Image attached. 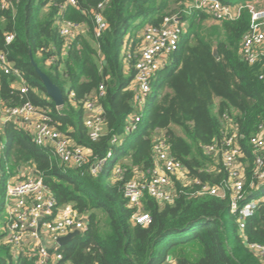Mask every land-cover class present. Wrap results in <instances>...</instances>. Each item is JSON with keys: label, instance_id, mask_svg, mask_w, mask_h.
<instances>
[{"label": "trees", "instance_id": "obj_1", "mask_svg": "<svg viewBox=\"0 0 264 264\" xmlns=\"http://www.w3.org/2000/svg\"><path fill=\"white\" fill-rule=\"evenodd\" d=\"M63 1L18 0L14 9L0 8V50L21 70L28 87L20 93L13 87L14 78L0 71V110L25 101L48 108L55 128L87 150V163L81 168L63 165L50 147L33 143L29 130L16 121H0V137L7 142L0 152L3 196L7 181L33 167L58 206L72 203L87 215L86 231L58 248L62 259L57 264H264L247 247L252 242L264 244V204L246 219V241L239 245L230 231L228 218L234 216L228 196H192L187 188L177 193L172 204L146 196L142 206L151 217L147 226L131 222L133 209L123 196L125 181L152 166L155 131L163 133L171 154L191 176L203 183L221 182L223 173L200 169L212 161L204 148L223 140L224 118L242 135L240 143L248 156L246 184L253 178L247 141L264 122V77H260L264 64L250 65L239 56L240 40L250 27L249 11L242 9L236 19L205 27L208 15L203 11L185 13L186 2L192 0H108L102 11L107 26L96 39L93 11L103 0H77L76 7H65L61 16L83 24L86 32L65 43L54 24ZM220 1L237 5L255 0ZM171 15L186 22L185 32L170 65L153 82L147 113L139 123L142 130L124 134L125 122L133 113L134 69L131 63L124 65L122 50L139 44L145 24L158 25ZM8 32L14 33L10 43L4 39ZM213 47L218 58L212 54ZM30 54L61 90L62 107L47 96ZM100 85L104 95L98 97ZM86 100L102 108L103 133L96 140L84 124ZM114 136L122 141L111 144ZM110 150L114 158L107 172L92 175L89 167ZM115 166L122 171L121 179ZM4 237L2 232L0 264H37L22 254L15 257Z\"/></svg>", "mask_w": 264, "mask_h": 264}, {"label": "built area", "instance_id": "obj_2", "mask_svg": "<svg viewBox=\"0 0 264 264\" xmlns=\"http://www.w3.org/2000/svg\"><path fill=\"white\" fill-rule=\"evenodd\" d=\"M108 0L97 4L93 11L94 37L97 39L106 29V21L102 11ZM18 0H0L1 9H14ZM256 1L229 5L220 0H192L186 12L201 10L217 22L233 20L239 17L242 9L250 13L249 30L242 36L239 44V56L246 63L264 64V6L257 7ZM77 0H64L59 5L55 18L57 33L65 40L71 41L76 35L86 30L83 24L62 18L65 7H76ZM178 15L166 16L158 25L145 24L139 35L137 46H126L122 50L124 65L131 63L134 75L130 88L133 91V113L127 118L124 134L139 129L144 106L149 103L152 85L158 73L171 63V55L176 51L186 22L180 21ZM13 32L5 34V42L10 43ZM52 58L47 61L51 63ZM0 71L14 78L13 87L20 93H26L28 87L21 70L8 60L7 54L0 50ZM261 78L264 75L260 76ZM98 97L104 95L103 85L99 86ZM73 93L69 95L72 97ZM147 106V105H146ZM84 124L92 140L98 139L103 133L102 108L93 101L83 103ZM3 122L16 121L19 126L29 130L33 143L37 146L50 147L55 157L66 166L83 167L87 163V155L83 147L76 146L58 131L52 124L48 108L37 107L29 101L3 109ZM223 140L204 148L207 155L212 156L211 163L206 164L200 172L207 174H224V179L217 184L203 183L190 175L185 165L171 154L169 145L162 132L153 134L152 166L140 171L136 177L125 181L123 196L129 207L133 209L130 220L134 224L147 226L151 217L143 211L142 200L148 196L160 204H172L177 193L185 188L190 195H212L218 198L228 196L230 213L238 225L241 238L244 234L245 221L257 208L264 204V122L258 125L257 132L251 135L247 145L251 151L253 178L246 184L245 168L248 156L242 148V135L234 125L224 118ZM120 138L112 137L110 143H119ZM0 137V152L4 148ZM114 158L110 150L102 159L95 161L90 173L101 172L110 159ZM117 177L122 178V171L115 166ZM22 178L13 177L7 181L4 192L6 222L3 231L4 242L8 244L15 257L19 254L35 260L37 264H57L62 255L57 239L78 230L84 233L87 229V215L80 212L72 203L61 206L44 185L42 177L33 167H25ZM20 175V176H21ZM0 169V184L2 181ZM178 187V188H177ZM247 247L264 262V244L247 243ZM66 262L65 264H67Z\"/></svg>", "mask_w": 264, "mask_h": 264}, {"label": "water", "instance_id": "obj_3", "mask_svg": "<svg viewBox=\"0 0 264 264\" xmlns=\"http://www.w3.org/2000/svg\"><path fill=\"white\" fill-rule=\"evenodd\" d=\"M212 54L215 58H218V54L216 51V47H213ZM30 64L32 65L36 75L38 76L39 80L41 81L43 87L45 88V92L47 96L54 102L57 108H60L64 104V98L62 95L61 90L59 87L54 84L51 79L37 66L36 62L34 61L33 57L30 54ZM80 235V231L74 230L68 233L65 236H61L57 239L59 246H62L68 243L72 238L75 236ZM171 257L168 256V259Z\"/></svg>", "mask_w": 264, "mask_h": 264}, {"label": "rangeland", "instance_id": "obj_4", "mask_svg": "<svg viewBox=\"0 0 264 264\" xmlns=\"http://www.w3.org/2000/svg\"><path fill=\"white\" fill-rule=\"evenodd\" d=\"M190 4H191V2H189V1L186 2V7H187V9H188V7H189ZM256 6H257V7H260V8L263 7V6H264V0H259V1H257ZM43 9L46 10V9H47V6H44ZM203 24H204L205 27H210L211 25L219 24V22L213 20L212 18H210V17L208 16V17L204 20ZM85 32H86V31L84 30V33H85ZM140 33H141V30L139 31V34H140ZM146 105H147V106H146ZM146 105L144 106V110H143V114H142L143 116H145L146 113H147L149 103L147 102ZM0 114H1V113H0ZM142 128H143V125H140L138 130L141 131ZM3 142H4L5 145L7 144L6 139H5V140L3 139ZM86 155H88L87 152H86ZM111 161H112L111 159H110L109 161H107V163L105 164L103 170L100 172L101 176H104V174L107 172V170H108V168H109V165H110V162H111ZM139 172H140L139 170L136 171V174H135L134 177H136L137 174H138ZM139 174H140V173H139ZM139 174H138V175H139ZM262 190H264V189H262ZM234 220H235L234 218H233V219L228 218V222L230 223V224H229V225H230V231H231L232 234H233V233L235 234V237H236V239H237V243H238L239 245H242V241H243V239L241 238V235H240L239 229H237V228L234 229V223H233ZM5 222H6V211H5V206H4V196H3L2 192H0V234H1L2 231H3V228H4V224H5ZM167 264H168V263H167ZM169 264H173V262H169Z\"/></svg>", "mask_w": 264, "mask_h": 264}, {"label": "crops", "instance_id": "obj_5", "mask_svg": "<svg viewBox=\"0 0 264 264\" xmlns=\"http://www.w3.org/2000/svg\"><path fill=\"white\" fill-rule=\"evenodd\" d=\"M255 1L257 2V1H259V0H255ZM139 35H140V34H139ZM0 113H1V114H0V121L3 122V117H2V115H3V110H2V109L0 110ZM23 170H24V169H22V172H21L20 174L18 173L17 177H18L19 175H21V174L24 173ZM169 260H170V259H169ZM67 264H70V263L68 262Z\"/></svg>", "mask_w": 264, "mask_h": 264}]
</instances>
